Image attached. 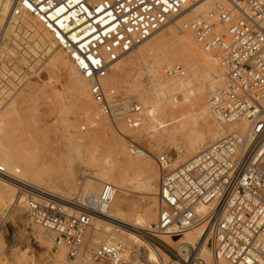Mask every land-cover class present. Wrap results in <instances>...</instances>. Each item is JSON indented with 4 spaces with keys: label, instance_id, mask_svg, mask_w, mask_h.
<instances>
[{
    "label": "built area",
    "instance_id": "obj_1",
    "mask_svg": "<svg viewBox=\"0 0 264 264\" xmlns=\"http://www.w3.org/2000/svg\"><path fill=\"white\" fill-rule=\"evenodd\" d=\"M199 1L0 0V95L19 91L40 73L33 57L26 58L35 70L29 68L26 74L9 65L11 49L21 53L16 43L25 42L23 29V37H11L10 25L31 16L87 78L101 113L113 124L123 119L137 129L144 120L142 103L135 96L120 95L104 81L117 61ZM189 28L203 50L218 51L226 69L224 84L210 96L214 118L221 123L245 118L248 125L245 131L226 133L178 165L170 152L155 157L158 213L142 235L179 264H204L196 249L182 255L161 236L174 241L205 223L213 264H264V0H229L228 6L191 20ZM164 72L171 80L182 75L184 67L174 63ZM170 98L179 102L182 93ZM124 138L131 154L147 152L133 137ZM0 177H9L2 163ZM15 185L25 198L28 219L66 247L70 259L89 248L94 260L123 263L122 243H91L92 222L110 208L117 191L114 184L105 183L98 194H86L74 204L29 183ZM201 203L208 205L203 212L198 211ZM6 224L5 218L0 221V236Z\"/></svg>",
    "mask_w": 264,
    "mask_h": 264
},
{
    "label": "rangeland",
    "instance_id": "obj_2",
    "mask_svg": "<svg viewBox=\"0 0 264 264\" xmlns=\"http://www.w3.org/2000/svg\"><path fill=\"white\" fill-rule=\"evenodd\" d=\"M226 6L228 5L226 4ZM212 9L210 11L216 10V6L214 5ZM204 15L207 14L203 13L200 16ZM194 18H190L188 22H190ZM34 20L36 21V23H38L36 19ZM176 20L177 19H175L174 21ZM174 21L169 23V25L164 27L160 32L156 33L151 40L147 41V43L151 45L154 40L159 37H166L168 36V33L172 31L178 36H186V38L190 40L189 42L191 44L196 45L198 43V40H196L197 38L194 32H192L188 28L190 32V37H188L185 32L179 31V29H177ZM38 25L41 28L39 23ZM42 32L49 41H52L51 37L44 30H42ZM22 43L24 42L16 43L21 52ZM147 43H144V45H140L139 47L134 49L132 53L126 55L123 58V61H125L126 59L128 60V58L137 60L138 63L135 62V67L133 66L128 71V80H130V82H133V80L135 82L138 81V84L135 83L134 86H124V84L120 82L118 86L115 87L116 89H118L119 87L122 88L124 86L122 89L118 90V93L123 96H135V98L142 103L145 112L154 110L158 111L159 105H163L166 109H169V106H167L171 105L169 104V102H174L170 99V97L172 94L178 93L177 91H182L179 88L169 90L167 95H169L170 97L166 96L165 99L162 98L163 95H159L160 100H158L157 103H153V101L149 102L148 99L143 100V96L141 95V97L140 93L137 90V88L141 90L143 88L142 86H144L148 91H151V83L146 71V68L150 69V66L152 64L151 61L147 59L151 55H148V53L145 54V62L144 64H142L138 53V51L143 48V46H149V44ZM198 50L202 54H204L205 50L202 49L200 44L198 46ZM211 50L215 55V61L212 62L214 65V71L219 76V82L217 83V85L215 84L212 89L208 90L205 93L204 97L202 98L203 100L200 99L198 102V107L206 106L208 108V122L210 123L205 120L199 110L197 111V108L191 106L196 105L193 102L195 100V97L191 95V91L194 92L197 88V86H191V88H188L186 91L182 92L181 101L174 102V104L172 103L175 106H190V110L183 119L184 133L179 136V140H177L178 143L173 142L171 144H168L166 139H164L160 143H157L155 141L149 142L147 138L148 135L142 134V132H145L146 130L144 125V123L147 122L146 113H143L144 120L141 125L143 131L141 132L140 127L136 130L131 129L123 119H117L116 124H113L107 117H105L101 113L98 104L93 101L92 97H90V94L88 97L79 98L76 93V86L78 84L80 76L83 75L79 73V71H77V69L74 67V65L71 63L62 49V54L68 62V64L64 66L65 68L62 66L60 67L54 62H45L47 58L46 55L43 53L38 54V56L35 58V65L44 64V66L46 65L49 70H52L53 73H55H52V75L49 74L50 72L47 73L45 71L46 66H43L40 69V73L43 74L41 79H39V77L30 79L28 81H25V85L19 91L13 94L6 93L4 95H0V140L4 143L8 150H16L22 157V163L24 162V164H26L25 162H27V166L31 169V171L34 169L33 172L38 173V175L35 177H47L49 182V189L53 188L59 194L60 192L67 193L70 197L75 198L76 196L82 195L83 191H85L84 189L86 185L88 184V182H90L89 180L91 178L100 177L103 172L100 168H102L104 164H110L112 162V158L117 155V152L114 153V150L111 148L112 144L121 142L122 146L119 149L120 151H123L125 148L126 151L124 150L123 153L129 161L142 162L146 159V157L135 158L130 155L127 148V141L124 138V134L133 137L146 148V154H149L150 157H152H149V160L152 162L153 166L156 167H154L153 170V172L156 174V178H152L151 176L146 175L138 170L129 173L127 175V180H129L127 183L129 191L126 192L128 195H126V193H123V195L128 197V207L127 210H124L122 214H120L122 218L126 219L127 221H132L137 225L144 224V226L140 228V231L143 232L142 228L146 227L149 223H153L157 218V186L159 171H157L158 167L155 157L162 152H170L173 155L174 161H176V158L178 157V149L176 148L175 143L183 145V141L185 138L191 139L196 136L200 141L202 149L212 142L210 139H213L215 137L218 125L216 123V120L211 117L212 115L209 112L210 103L208 101L213 90L221 87L224 84L226 78L225 76L223 78L218 68V63H220V67H224L221 63V60L219 59L218 51L215 49ZM27 60L28 59L24 57L23 54L21 55V53L17 49H11V61L9 62V65L12 66V69H14L15 71L17 70L19 73L26 74L24 71H28L31 67L30 64L32 63H28L30 61ZM174 63L181 64L186 70L188 69L183 62L174 61L172 64ZM70 66L73 69H71ZM114 67L115 65H113V68L110 69L109 74H111V78L113 77L112 74L114 73V70L112 71V69H115ZM41 70H43V73L41 72ZM163 75L165 76L164 70ZM163 78L164 77H162V79ZM84 80L88 87V80L85 77ZM136 85L140 86L137 87ZM125 87L128 89H126ZM193 98L194 100H192ZM168 100L170 101L168 102ZM207 102L209 104H207ZM89 103L94 104V108L96 112H98L100 120L103 122L105 121L104 124L107 122V127L110 125L109 127L113 128L115 133L112 134V131L109 129V127L103 133H101L99 130H96V127L94 125L95 110L91 108V105ZM88 104L89 106H86ZM163 117L165 118L166 122H170V118L168 116L163 115ZM229 127L233 128L231 129V131L237 130L231 125ZM167 128L159 130L158 134L161 131V134L166 136ZM121 131L125 133L122 134L120 133ZM109 132L111 133L109 134ZM113 138L115 139V141ZM180 140L182 142H180ZM179 163H176L174 165H178ZM140 173L143 175H141ZM27 179L30 178L27 177ZM111 183L118 185L116 181ZM16 190L14 189V192ZM119 195H121V192L120 190H117L112 204L115 207V211H118V208H116V197L117 200H119ZM13 201L14 200L12 198V200L8 204H0V219H2L6 213L11 212V214L8 216L7 224L0 236V261L6 262L8 264H55L54 257L52 258V256H54L58 252V245L54 243L52 238L44 233L40 227L33 224L28 219L27 208L24 205V202L18 203L15 206L12 203ZM11 207H13V209H10ZM119 228V231L127 233V231H123L121 227ZM130 236L131 237L129 241L133 242L134 245L136 243L141 245V251L130 248L128 242H126L124 237L117 239L119 241L111 240V242H120L124 246V253L122 254L124 261L122 264H139L140 260L145 263L148 262L150 264L159 263V261L156 260L151 261V258L149 256V251H151V248H149L148 245L146 247L144 244H140L141 242L134 233H130ZM40 238H43L44 241H40ZM204 238L205 236L203 237V239ZM161 239L165 240L162 236ZM92 242L93 244H99L102 241L96 239V237H93L91 243ZM203 242L204 240L201 241L200 245L196 248V251H198V253ZM175 245L177 244L173 243L172 241L168 244V246H170L171 248H175ZM64 249L66 255L65 259L63 261H60L61 264H108L107 262L91 259L92 249H82L81 253L75 259H70L67 255V249L65 247ZM160 252L163 255V252H165V250H161ZM83 253H86L91 260L84 257ZM170 259L178 260L174 257H170Z\"/></svg>",
    "mask_w": 264,
    "mask_h": 264
},
{
    "label": "bare ground",
    "instance_id": "obj_3",
    "mask_svg": "<svg viewBox=\"0 0 264 264\" xmlns=\"http://www.w3.org/2000/svg\"><path fill=\"white\" fill-rule=\"evenodd\" d=\"M226 4L229 5V0H200L196 4L188 5L187 9L183 13H181L178 16H176L175 18H173L164 27H166L167 25H169V23H171L172 21L177 19L176 21H174V24H176L175 26L177 27V29H179V31L185 32L186 35L188 37H190L189 30H191V29L189 28L190 22H188V20L190 18H194V17L196 18V16L200 17V15H202L203 13L209 14L210 12H212L210 10L213 8L214 5L216 6V10H217L220 7V5H226ZM4 8H5L4 12H6V10L9 8V5L5 4ZM41 28L39 27L38 23H36V21L31 16H25L22 20L17 22V25H15L14 23H12L10 25L9 34H11V37L13 36V37L17 38L20 36L23 37L22 34L25 33L26 36L24 35V37H23L25 42L21 44V49H22L21 53L25 57L36 58L38 56V54L43 53L47 57L46 60L44 59L45 62H54L55 64L59 65L60 67L66 66L68 64V62L64 58L60 47H58L54 42L49 41L48 38H46V36L42 32L43 28H42V30H41ZM188 28H189V30H188ZM21 29H23L24 33L20 32ZM160 31H158V32H160ZM154 36H155V34L153 36H151L148 40H146L144 43H147V41L151 40ZM168 36L159 37L156 40H154V42L151 45L149 43H147V44H149V46H146V47L143 46V48H141L138 51L139 57L142 61V64H144V62H145L144 56L147 53H148V55L149 54L151 55L147 59L150 60L152 64H151V66L149 65L150 69L146 68L147 76L149 77L150 83H151V91H148L142 85L141 86L143 88L141 90L137 88V90L140 93V96L141 95L143 96V100L148 99L149 102L153 101V103H155V102L157 103L158 100H160L159 95H163V97L162 96L161 97L164 99L166 98V96H169V95H167L169 90L179 88L182 91H177V92L182 93L183 91H186L188 88H191V86H197V88L194 92L191 91V95L193 97H195V100H194V98L192 100H194L193 102L196 105H191V106H194V108H197V111L199 110L200 113L205 118V120L208 122V114H209L208 108L206 106H202V107L199 106L198 107V102L200 99H202L204 97L205 93L208 90L212 89L213 86L215 84L217 85V83L219 82V76L215 73L214 65L212 62V61H215V55L213 54L212 50L204 51V54H202L198 50L199 44L198 43L197 44L195 43L196 45L191 44L189 42L190 40H188V38H186V36H184V35L178 36L176 33L170 31L168 33ZM191 42H193V41H191ZM144 43H142L141 45H144ZM132 52L133 51H131L130 53H132ZM130 53H128L127 55H129ZM204 55H205V57H204ZM123 58H121L119 61H117L114 64L115 69H112V71L114 70V73L112 74L113 77L111 78V74H109L107 76V78L104 81V83L106 85L118 86V84L121 82L124 84V86H126V85L127 86L128 85L134 86L135 83L138 82V81L135 82L133 79H132L133 82H130V80H128V77H129L128 71L133 66L135 67V65H136L135 62H137V60L128 58V60L126 59L125 61H123ZM174 61L183 62L184 65H186L188 69L186 70L184 68V72L182 75L176 76V77L172 78L171 80H167V78L163 75L164 67L172 64ZM39 65H37V66H39V68L44 66V64H39ZM51 68H52V66H51ZM112 68H113V66H112ZM218 68H219V70H220V72L224 78L226 69L224 67L223 68L220 67V63H218ZM30 69L35 70V65L31 66ZM71 69H73V68L71 67ZM45 71L47 73L50 72L49 74H51V75L53 73V71L49 70L47 66L45 68ZM71 71H73V70H71ZM41 72L43 73V70H41ZM69 72H70V70H69ZM73 73H76V72H73ZM70 75H71V73H70ZM42 76H43V74H41V73H40V75H39V73L37 74V78L39 77V79H41ZM84 77H85L84 75L80 76V78L78 80V84L76 86V93H77L79 98L88 97L89 94L91 95L90 86L87 87L86 82L84 80ZM162 77H164V78L162 79ZM138 86H140V85H138ZM122 88L119 87L117 90H120ZM134 88H136V87H134ZM126 89H128V88H126ZM88 90H89V92H88ZM133 90H136V89H133ZM135 93H136V91H135ZM90 97H92V95ZM183 98H184V96H183ZM92 99H93V97H92ZM169 101L170 100H168V102ZM185 101H186V99H185ZM208 102L210 103V99ZM208 102H207V104H209ZM172 103L174 104V102H172ZM172 103L169 102V104H171V105H167V106H169V109H166L165 106H163L161 104L162 106L159 105L158 111L154 110V111H150V112H145V111L143 112L144 114L146 113V120H147V122L144 123L145 128H146L145 132L142 130L141 126H140V128H141V132L142 131L144 132V133L142 132V134L148 135L147 138H148L149 142L155 141L157 143H160L164 139H166L168 144H171L173 142L178 143L177 140H179V136L184 133V126H183L184 120L183 119H184V116H186V114L190 110V106L189 107H185L183 105L175 106ZM89 104L86 106H89ZM90 105H91V108H93V110H95L94 104L91 103ZM187 106H188V104H187ZM209 110H210L209 112L212 115L211 117L214 118L212 111H211V108H210V104H209ZM94 112H95L94 125L96 127V130H99L101 133H103L108 129V127L110 125L107 127V124H106L107 122L105 123L106 124L105 125L104 124L105 121L103 122L100 120L98 112H96V110ZM163 115L168 116L170 118L169 123L166 122ZM208 123H210V122H208ZM216 123L218 125L217 129H216V134H215V137L213 139H210L211 141L217 140L218 138L225 135L226 132L228 133V131L231 132V129H233V128H230L229 127L230 125L232 127L236 128L237 129L236 131H241V132L245 131L247 129V125H248V121L245 118H241V119H239L233 123H221V122H218L216 120ZM227 125H229V126H227ZM168 126H170V127H168ZM163 128H167L166 136L162 135L161 131L158 134V131L162 130ZM109 129L112 131V134L115 133L113 128L109 127ZM110 133L111 132H109V134ZM120 133L124 134L125 132L123 133L121 131ZM144 135H142V136H144ZM142 138H144V137H142ZM114 141H115V139H114ZM180 142H182V141L180 140ZM177 143H175V146L178 149V157L176 158V161L174 164L179 163V162L182 163L185 160H188L189 158L193 157L196 153H198L199 151H201L203 149V148L201 149L200 141L196 136L191 138V139L185 138L183 141V145L182 144L179 145ZM207 143H208V141H207ZM121 146H122L121 142L114 143L111 145V148L114 150V153L117 152L116 153L117 155L114 158H112V162L110 164H104L102 166V168H100L103 172L99 178L94 177V178H91L89 180L90 182H88V184L86 185V187L84 189L85 191H83L82 195L76 196L75 198H72L67 193H61L60 192V194H59L53 188L49 189V187H48L49 182H48L47 177H45V176H41L38 178L35 177L38 175V173L33 172L34 169L31 171V169L27 166V162H25L26 164H24V162L22 163V161H21L22 157L18 154V152L16 150H14V151L8 150L6 148V146L4 145V143L0 140V163H2L6 167L8 173H9V177H0V204L1 205H4V203L8 204L13 198V200H14L12 202L13 205L16 206V204L24 202V205L26 206L25 198L22 195H19L17 193V190H16L17 188H15L16 182H23V183L32 184L33 186L45 191L46 193H49V194L54 195V196H58L60 198L65 199L66 201L74 204V203H77L86 194H98L101 191V189L105 183H111V182L116 181L118 183V185H116L114 183H111V184H114L117 187V190H120V192H121V195L118 196L119 200H117V197H116V201H117V207L116 208H118V211H115V207H114V205H112L113 204V201H112L110 208L108 209V211L104 215H98L94 218L92 225H91V228H90L91 234L93 235V237H96V239L101 240L102 241L101 243H112L111 240L119 241L117 239L124 237L126 242H128V245L130 248L135 249L137 251H141V245H139L137 243L134 245L133 242L129 241L130 237H131L130 233H134L136 235V237L139 239V241L141 242L140 244H144L146 247L148 245V247L151 248V251H149V256L151 258V261H153V260L159 261V263H157V264H179L178 260L170 259L169 255L166 252H163L164 254L162 255L160 252L162 250L161 248L152 246L150 243H148L145 240V238L143 237V235L141 233L142 231H140V228L142 226H144V224L143 225H139V224L137 225V224L133 223L132 221H127L126 219H123L121 216L122 212L124 210H127V207H128V205H127V202H128L127 198L128 197L123 195V193H126L129 191L128 184H127L129 180H127V175L129 173H131L132 171L138 170V171H140L146 175L151 176L152 178H156V174L153 172L155 166H153L152 162L149 160V157H150L149 154L145 153L143 155H133L129 152L130 155H132L135 158L146 157V159L142 162H132V161H129L126 158L125 154L123 153L125 148L123 151H120L119 148ZM150 158H152V157H150ZM29 162H30V160H29ZM141 175H143V174H141ZM27 177H29L30 179H32L34 177L35 178L30 180V179H27ZM158 178H159V172H158ZM153 184H154V182H153ZM14 189L16 190L15 192H14ZM157 194H158V186H157ZM126 195H128V194L126 193ZM143 206H144V204H143ZM13 207H11L10 209H13ZM135 208H136V206H135ZM207 208H208V205L206 203H201L198 205V211L199 212H203ZM157 213H158V209H157ZM10 214H11V212L6 213L5 216L2 219H0V221H2L4 218L7 221L8 216ZM151 224L152 223H149L146 227H144L142 229L148 228V226H150ZM119 227H121L123 229V231L124 230L127 231V233L119 231L118 230V229H120ZM205 235H206L205 223H201V224L185 231L182 236H180L178 239H176L174 241L167 235H163L162 237H164V239H165L164 241H166L168 244L171 241L173 243L177 244L175 246L177 248H179V251L182 255H184V253L186 251L189 253V252L193 251L194 249H196L197 246L200 245L201 241L204 240V242L201 244V248L199 249V253H198L199 257L204 262V264H213L212 263L213 259H212L211 249L209 246H207L208 244H206L207 243L206 239L205 238L203 239V237ZM40 241H44V239L40 238ZM94 244H96V243H94ZM58 247H59L58 252L54 256H52V258L54 257L55 264H61L60 261H63L65 259V255H66L64 246L58 245ZM0 249H1V246H0ZM64 252H65V254H64ZM123 253H124V249L122 251V254ZM83 256L88 258L89 260L93 259V258L90 259L86 253H83ZM139 264H150V263H148V262L145 263V262L140 260Z\"/></svg>",
    "mask_w": 264,
    "mask_h": 264
}]
</instances>
